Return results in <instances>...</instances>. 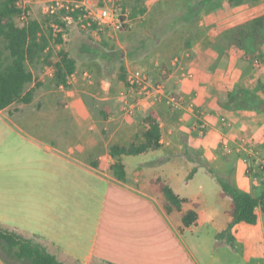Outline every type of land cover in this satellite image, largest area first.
I'll list each match as a JSON object with an SVG mask.
<instances>
[{"label":"crops","instance_id":"0c3cea01","mask_svg":"<svg viewBox=\"0 0 264 264\" xmlns=\"http://www.w3.org/2000/svg\"><path fill=\"white\" fill-rule=\"evenodd\" d=\"M153 5L133 7L145 9L133 18L142 23L139 31L102 33V40L122 48L120 56L100 54L97 66L91 55L73 52L74 47L88 50L86 42L59 43V51L77 61L68 86L53 81L52 63L59 59L53 49L52 63L44 65L49 76L37 78L32 68L36 80L29 88L36 81L42 87L47 79L56 88L38 87L31 103L0 109L1 121L20 111V122L37 133L33 138L19 134L22 155L0 157V225L45 241L67 264H264L261 210L257 223L233 227L235 245L218 238L231 221V198L221 195L214 175L255 196L264 190L258 157L247 151L253 145L264 156V43L257 56L243 58L225 37L227 30L264 15V0H212L209 12L191 21L182 15L174 24L152 19ZM136 69L163 80L186 104L172 109L146 99L133 114L126 113L122 75ZM91 71L97 79L84 76ZM239 87L259 89L260 107L228 103L229 93ZM36 102L41 104L35 107ZM148 114L160 124L161 147L123 156L127 179L119 180L112 173L110 147L144 141ZM223 141L234 151L225 150ZM200 173L213 184L220 208L204 207L203 195L212 187L194 181ZM158 179L188 199L182 211L198 205L195 224L182 229V211L167 212ZM0 264L11 263L0 256Z\"/></svg>","mask_w":264,"mask_h":264},{"label":"trees","instance_id":"16d2710c","mask_svg":"<svg viewBox=\"0 0 264 264\" xmlns=\"http://www.w3.org/2000/svg\"><path fill=\"white\" fill-rule=\"evenodd\" d=\"M18 1L0 0V109L15 103L29 104L33 101L36 89L42 84L40 81H36L35 86L29 88L36 80L33 66L41 63L42 65L51 64L53 43L59 44L64 41L62 33L55 37L52 26L48 24L45 27L39 19L30 18L20 25L16 20L22 10L18 6ZM230 1L233 3L242 2V0ZM144 11V8L140 10L135 8L130 16L136 17ZM51 20L48 17L47 21ZM56 20L65 26L60 19ZM225 37L230 40V45L235 48L237 53H240L243 58L249 57L250 53L254 54L257 51L259 44L264 43V15L227 30ZM254 55L257 56V54ZM58 56L59 59L52 63L55 68L53 81L58 86H68L69 77L77 70V61L64 49L58 52ZM122 78L126 80L125 74L122 75ZM258 90L256 89V91ZM256 91H248L239 87L229 93L228 103L238 107L259 108L260 104H256V102L259 103L260 99ZM144 122L148 127L143 133L144 141H134L129 145L114 144L110 147V154L115 158V162L111 166L112 173L119 180L127 179L123 156L138 155L161 147L162 130L157 118L148 114L144 118ZM214 175L222 188L221 195L231 198L228 210L231 221L228 227L218 234V238H226L230 244L235 245V238L232 234L233 227L240 222L257 223L259 209L264 214V190L255 196L239 189L229 179L218 174ZM156 183L165 197L167 212L170 213L174 209L182 211L183 204L188 199L181 197L174 188L161 179H158ZM197 206L196 204L195 208L182 211V229L197 222L199 218ZM0 244L5 245L7 250L15 254L18 259L28 260L30 264H67L42 242L4 225H0Z\"/></svg>","mask_w":264,"mask_h":264},{"label":"rangeland","instance_id":"374dc122","mask_svg":"<svg viewBox=\"0 0 264 264\" xmlns=\"http://www.w3.org/2000/svg\"><path fill=\"white\" fill-rule=\"evenodd\" d=\"M93 1H95L96 3H100L102 0H93ZM211 1L212 0H113V2L122 9L123 13L128 14V15H125V18L127 17V20H129V21L127 23V26L125 25L126 27H124L123 30H130V31H132L133 29L135 31H139V27H140V25H142L139 18L133 19L135 17L132 18L130 16V14L133 12L134 6L135 7L138 5L142 6V4L145 2H149L151 5H153V3L155 2V6L154 5L152 6L153 16H155V17L152 19H155L156 21L158 19L162 20V21L167 20V21H170L172 24H174L173 22L178 20V18L180 16L182 17V15H184V17H186V19H185L186 21L187 20L191 21V20L197 19L201 13L209 12V10L211 9V7H210ZM49 3H51V2L48 0H32L29 3L30 18L39 19L40 21H42L44 23L45 27H47L48 23H49L47 21L48 17H50L51 19H54V17H52V15H49V13L47 12V6ZM200 6H202V7L200 8ZM193 8H195V9H193ZM258 12H260V11H258ZM16 20L20 25H22L24 22L19 18H16ZM144 28H145V26L143 28L141 27L140 29H144ZM119 32L120 31L113 32V34L119 33ZM102 33L103 32L99 31V34H94L92 31L84 29V28H82V26H80V24L74 22V23L70 24V26L68 28V35H67L65 41H63V43H64L63 45L69 46L71 43L78 42V41L86 42V44L89 46L88 50H83V47H80V48L74 47L73 52L75 54L78 53L81 57L84 54L91 55V59L94 60L93 62H95L97 57L103 53H106V54L107 53H112V54L118 53V55L120 56L122 54V48H120L119 46H117L115 44L111 46L108 42H105L104 40H102ZM131 37H128L127 39H131ZM1 47H2V45H1ZM52 49H54L55 52H58L59 51L58 44L53 43ZM84 51H86V53ZM82 60H84V59H82ZM95 64L97 66H99L98 62H95ZM33 69L37 75V78H39L42 75H45L46 78L49 76V69L45 68L44 65H42V63L38 64L36 66L34 65ZM130 71H132V70H130ZM87 74L88 75H86L84 72V76H86L87 78H91L92 75H93V77H96V75H95V73H93V71H91ZM148 74H149V76H151L150 73H148ZM158 75H159V73H158ZM151 77H153V76H151ZM96 79H97V77H96ZM152 81L156 83V82L163 81V80H154L153 79ZM44 83L45 84L42 87H40V90L55 89L56 88L53 81L50 79H47ZM124 92H127V89ZM131 101H133V100H131ZM38 104H41V103L36 102L33 106L36 107ZM22 112H23V110H22ZM6 114L8 116L11 115L9 112H7ZM12 115L13 116H12L11 121L6 120V122H4V121L0 120V157H3L5 155H17V154L22 155V151L24 148L19 145V144H21L20 142H23V138H21V137L26 136L28 138L29 137L33 138V136L36 137V134H37L35 129H31L30 126H29V128H28V126H24L23 121L20 122V117L23 116L20 111L19 112L13 111ZM14 123L17 125H20V127L17 125L15 126ZM14 128H16V129L14 130ZM20 133L22 136L19 135ZM32 153H34V151L31 148H28L27 149V156H31ZM259 156H263V155H261L259 153ZM0 170H3V168H0ZM203 175H204V173H200L197 176V178H195L194 181H197V183L202 182V183L206 184V187L211 188L213 186V184L208 181L209 179H207V178L205 179V177H203ZM214 183L216 185V182H214ZM213 193H215V191H214V188L212 187L211 191L209 193H205L203 195V201H204L203 205L208 210H210L212 208H215V209L220 208V202H218L216 200L218 198V196H217L218 194L215 193V195H214ZM259 211H260V209H259ZM260 212H262V211H260ZM261 215H262V218L264 221V214L261 213ZM26 236H28V235H26ZM28 237H32V236H28ZM32 238H34L36 241L42 242L45 246L48 247V245L45 241H43L37 237H32ZM0 256L5 261H7L8 263H11V264H30V262L28 260L26 261V260L18 259L15 256V254L9 252L7 250V248L5 247V245H3V244H0ZM101 264H106V263H101Z\"/></svg>","mask_w":264,"mask_h":264},{"label":"built area","instance_id":"2783aa9c","mask_svg":"<svg viewBox=\"0 0 264 264\" xmlns=\"http://www.w3.org/2000/svg\"><path fill=\"white\" fill-rule=\"evenodd\" d=\"M32 0H19L18 6L22 9L17 18L21 19L23 24L30 19L29 3ZM51 3L47 6V12L52 15L48 24L53 28V35L57 37L62 33L65 41L68 35V28L72 23H78L82 28L92 31L94 34L100 32H117L124 29L128 21L113 0H102L96 3L93 0H48ZM56 19H60L65 26L61 25ZM22 24V25H23ZM54 75V69L50 71ZM126 87L123 97L124 110L132 114L136 109L142 106L146 99L155 101H164L172 109L182 108L186 102L183 96L170 92L163 81L153 82L148 72L142 69L129 71L126 76ZM133 100V101H131ZM199 131L203 133L202 125H199ZM223 147L227 151H234L228 142L223 141ZM254 146L247 147L249 155L253 152L258 157V166L264 171V157L259 156ZM238 150V149H236ZM248 161V160H247Z\"/></svg>","mask_w":264,"mask_h":264}]
</instances>
